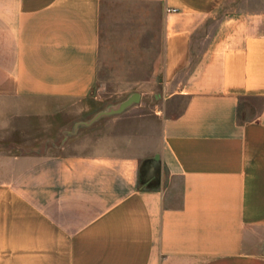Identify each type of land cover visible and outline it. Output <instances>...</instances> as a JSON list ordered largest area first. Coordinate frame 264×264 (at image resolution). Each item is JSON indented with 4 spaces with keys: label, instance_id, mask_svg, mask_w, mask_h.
I'll return each mask as SVG.
<instances>
[{
    "label": "crops",
    "instance_id": "crops-1",
    "mask_svg": "<svg viewBox=\"0 0 264 264\" xmlns=\"http://www.w3.org/2000/svg\"><path fill=\"white\" fill-rule=\"evenodd\" d=\"M97 90L136 99L20 150ZM0 264H264V0H0Z\"/></svg>",
    "mask_w": 264,
    "mask_h": 264
},
{
    "label": "rangeland",
    "instance_id": "rangeland-1",
    "mask_svg": "<svg viewBox=\"0 0 264 264\" xmlns=\"http://www.w3.org/2000/svg\"><path fill=\"white\" fill-rule=\"evenodd\" d=\"M109 92L97 90L95 98L86 97L75 102L73 105H66L61 111L49 109L42 114L48 116H39L28 112L26 122L23 128L24 136L21 138L20 150L27 153L51 152L58 147H67L69 150H80L90 143L94 137V131L99 133L100 124L107 117L121 113L129 105L118 111L109 109L116 108L119 97L106 96ZM97 104H94V100ZM86 104L87 108L77 111V107ZM145 100L141 107L147 108ZM74 109L75 112H72ZM69 110H71L69 112ZM155 173L159 167L155 165ZM160 173V171H159Z\"/></svg>",
    "mask_w": 264,
    "mask_h": 264
},
{
    "label": "water",
    "instance_id": "water-1",
    "mask_svg": "<svg viewBox=\"0 0 264 264\" xmlns=\"http://www.w3.org/2000/svg\"><path fill=\"white\" fill-rule=\"evenodd\" d=\"M136 99V93H131L129 96H127L125 99L121 100L120 102L116 103V108L109 109L112 111H118L125 107L127 104H129L131 101Z\"/></svg>",
    "mask_w": 264,
    "mask_h": 264
}]
</instances>
